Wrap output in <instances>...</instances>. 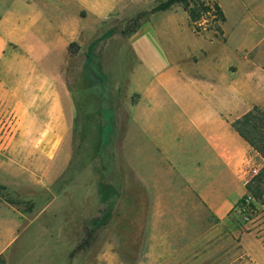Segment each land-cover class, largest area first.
Returning a JSON list of instances; mask_svg holds the SVG:
<instances>
[{
  "label": "rangeland",
  "instance_id": "1",
  "mask_svg": "<svg viewBox=\"0 0 264 264\" xmlns=\"http://www.w3.org/2000/svg\"><path fill=\"white\" fill-rule=\"evenodd\" d=\"M46 1L66 11L74 3ZM127 1L132 3L129 10L105 22L91 42L97 80L88 73L87 44L73 42L69 52L57 57L67 117V135L57 139L58 153L45 158L9 151L19 140L31 141L9 133L0 141L1 264H155L158 238H167L163 241L176 249L169 264H264V103L239 119L244 124L253 117V131L245 124L239 127L256 144L250 148L259 170L225 218L218 221L198 209L185 217L148 216L145 197L124 159V138L132 129L127 91L131 58L121 30L136 13L151 10L161 0ZM217 2L225 16L223 37L214 31L206 36L224 41L186 35V43L241 52L255 49V61L264 65V0ZM48 4L42 5L45 17L51 11ZM176 16L183 25L182 12ZM68 17L64 19L71 25ZM89 26L93 30L96 24ZM194 26L213 29L216 23L209 13ZM164 30L167 48L173 47V33ZM104 91L108 100L102 101ZM104 159L115 167L114 198V175L105 170ZM187 205L190 208L191 202ZM88 230L93 231L91 245L69 257ZM150 233L154 237L146 249Z\"/></svg>",
  "mask_w": 264,
  "mask_h": 264
},
{
  "label": "crops",
  "instance_id": "2",
  "mask_svg": "<svg viewBox=\"0 0 264 264\" xmlns=\"http://www.w3.org/2000/svg\"><path fill=\"white\" fill-rule=\"evenodd\" d=\"M5 1L0 0V141L9 134L31 138L9 151L49 158L58 153L57 139L67 135L57 57L72 42L88 48L97 30L132 3L74 0L66 11L46 0ZM43 4L51 7L47 19ZM165 27L175 41L170 48ZM208 33H195L186 11L173 5L151 13L126 39L132 129L124 138V159L149 217H185L198 209L220 221L259 170L256 153L231 123L264 103V65L255 61V49L186 43V35L224 41L208 39ZM153 237H146V249ZM164 239L158 238L155 264L172 262L176 249Z\"/></svg>",
  "mask_w": 264,
  "mask_h": 264
},
{
  "label": "trees",
  "instance_id": "3",
  "mask_svg": "<svg viewBox=\"0 0 264 264\" xmlns=\"http://www.w3.org/2000/svg\"><path fill=\"white\" fill-rule=\"evenodd\" d=\"M173 5H179L183 8L184 11H186L188 18H189V21H190V26L195 33L200 34V33L206 32V31H214V33H218V34L222 35L221 25L224 22L225 17H224L222 10L220 9V7L217 4V0H161L151 10L138 12L132 18H130L126 22L124 28L121 30V34L123 36H126V37L130 36L131 34H133L137 31V29L141 26V24L147 19V17L151 13L169 9ZM209 13L212 16L213 21L216 23L215 28H213V29L212 28L211 29H200V28L194 26L195 23L199 22V20L202 18L203 15H206ZM200 24L201 23H199V25ZM92 44L93 43H91L88 46V51L86 54V62L88 64L87 68H88L89 75L93 79L97 80V77H96L95 73L93 72V59H94V57L91 53ZM73 46H75V43H73V42L70 43L67 46V51L69 52V49ZM101 95H102V101L108 100L105 97V95H106L105 91L101 92ZM255 108L256 107H254L253 109H255ZM250 112L251 111L247 112L243 116H247V114H249ZM239 119H236L235 121H233L231 123V126L248 143V145L250 147L255 148L256 144L254 142H252V140H250L249 138L245 137L242 134V131L239 127L240 123H241V121ZM252 120H253V117H250V119H248V120L246 119L247 122L244 124L247 125V127H250L253 131L254 128L252 127ZM244 124L241 123L242 126H244ZM108 145L109 144H105V148ZM102 163L105 166V170L106 171L110 170L114 175L112 188H111L112 197L114 198L117 195V191H118L117 190L118 185H117V179H116L117 175H116L115 167L113 166L112 163L107 164L106 159H104ZM0 189H4V187L0 186ZM92 239H93V231L92 230L86 231L83 239L69 253V257H73L75 253L87 249L91 245Z\"/></svg>",
  "mask_w": 264,
  "mask_h": 264
},
{
  "label": "built area",
  "instance_id": "4",
  "mask_svg": "<svg viewBox=\"0 0 264 264\" xmlns=\"http://www.w3.org/2000/svg\"><path fill=\"white\" fill-rule=\"evenodd\" d=\"M253 173H254V175H255V174H256V171L254 170ZM0 264H1V262H0Z\"/></svg>",
  "mask_w": 264,
  "mask_h": 264
}]
</instances>
